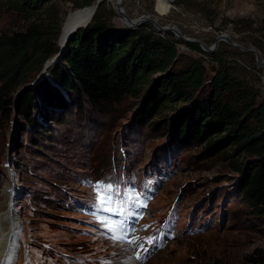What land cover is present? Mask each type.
Returning <instances> with one entry per match:
<instances>
[{"label": "rangeland", "instance_id": "374dc122", "mask_svg": "<svg viewBox=\"0 0 264 264\" xmlns=\"http://www.w3.org/2000/svg\"><path fill=\"white\" fill-rule=\"evenodd\" d=\"M80 1L74 6V0H54V9L40 16H58L63 23L70 11L96 0ZM116 4L104 0V15L116 27H128ZM123 7L132 18L150 14L208 45L228 32L235 41L260 49L264 58V0H124ZM27 22L24 13L0 7V32L24 28ZM141 25L176 36L151 21ZM182 40L180 51L204 55ZM214 51L264 98V66L254 52L226 40ZM214 64L208 61L210 75ZM139 97L128 96L106 110L86 102L64 117L55 108L40 136L15 110L9 117L0 115V214L6 207L3 190L11 186L21 222L12 264H258L254 254L264 248V224L242 202L236 174L207 143H178L171 132L155 129L154 122H136ZM97 181L132 196L144 194L135 206L137 244L113 242L97 220ZM167 219L174 235L162 239L158 232ZM149 238L159 247L148 245ZM137 253L146 258L136 259Z\"/></svg>", "mask_w": 264, "mask_h": 264}, {"label": "trees", "instance_id": "16d2710c", "mask_svg": "<svg viewBox=\"0 0 264 264\" xmlns=\"http://www.w3.org/2000/svg\"><path fill=\"white\" fill-rule=\"evenodd\" d=\"M53 1L0 0V7L22 12L28 20L24 28L0 32V115L4 117L14 112L20 89L58 50L61 19L40 16L54 9ZM81 4L74 0V6ZM182 41L144 25L118 28L101 5L48 68V75L22 90L17 112L40 136L43 122L54 118L55 108L64 117L86 102L106 110L128 96L141 95L136 122L151 126L154 122L155 129L171 132L178 143H207V149L217 151L236 174L242 202L264 224V98L259 89L229 70L219 51L208 53L199 43L187 41L204 53L193 56L179 50ZM208 61L215 63L211 75ZM255 252L254 259L264 264V248Z\"/></svg>", "mask_w": 264, "mask_h": 264}, {"label": "water", "instance_id": "95a60500", "mask_svg": "<svg viewBox=\"0 0 264 264\" xmlns=\"http://www.w3.org/2000/svg\"><path fill=\"white\" fill-rule=\"evenodd\" d=\"M103 1L104 0H96L95 2H93L89 5H84L83 7H77L67 14L65 20L62 23L61 31L59 33L58 40H57L58 50L50 58H48L45 61L44 65H43V69H42L41 73L38 75L36 80L42 78L44 73H46L48 71V68L61 55H63L66 52V50L69 47L70 39L73 37V35L80 28L85 27L86 25H88L91 22L96 11L98 10V8L100 7V5L102 4ZM123 1L124 0H118V2L116 4V11L122 17L125 18L126 25L130 28H137L138 25H140L142 22L151 21L154 23L155 27L158 30H161L163 32L174 31L177 37H180V38L184 39L185 41L197 42L202 46V48L204 50H206L208 52H212V51L216 50L219 46L220 41L226 40L233 46L240 47L246 51L254 52L256 55L257 64L259 66L264 65V58H262V53H261L260 49H258L256 47H248V46H245V45L235 41L234 39H232V37L230 36V34L228 32L219 33L216 37L215 42L212 45H208L205 41H203L199 38H191V37L185 36L176 25H162V24H160L158 21V18L153 17L150 14H142V15L135 17V18L130 17V15L128 13H126V11L123 8ZM88 6H91V10L87 15H84V16L78 17L74 20L73 19L71 20V18H73V17H71L72 15H74L80 9H83L85 7H88ZM20 96H21V94L18 96V99L16 100L15 113H17V111H18ZM8 152H10V150ZM8 165H9V162H8ZM12 189H13V187H12ZM13 195L14 194L12 191V197H13Z\"/></svg>", "mask_w": 264, "mask_h": 264}, {"label": "snow or ice", "instance_id": "6c2138e0", "mask_svg": "<svg viewBox=\"0 0 264 264\" xmlns=\"http://www.w3.org/2000/svg\"><path fill=\"white\" fill-rule=\"evenodd\" d=\"M93 187L97 193L96 206L101 212L112 213V216L96 217L102 226L107 229L109 238L115 242H120L121 244H137L136 239H129V229L125 227V222L122 220H115L113 219V216H123L128 214V205L134 202L139 204L138 198L140 194L133 197L130 193H125V199H120L119 191L117 190L114 192L111 183L97 181ZM142 206L147 207V204L144 203ZM146 242L150 246L159 247V245L155 243L154 238H149ZM138 246L143 247V244H139ZM147 251L148 250L145 249V252ZM145 258L146 257L141 256L139 253L136 255V259L138 260H143ZM10 259V256H6L5 258L0 259V264H7V261ZM104 264H106V262H104Z\"/></svg>", "mask_w": 264, "mask_h": 264}, {"label": "bare ground", "instance_id": "6f19581e", "mask_svg": "<svg viewBox=\"0 0 264 264\" xmlns=\"http://www.w3.org/2000/svg\"><path fill=\"white\" fill-rule=\"evenodd\" d=\"M118 2V0H112ZM124 8V7H123ZM91 10V6L85 7L77 11L74 15H72L71 20L76 19L78 17L87 15ZM125 10V9H124ZM123 22H125V18L122 17ZM264 66V65H261ZM11 173V172H10ZM7 187V186H6ZM4 197L6 198V207L0 214V259L5 258L6 256H10L11 259L7 261V264H12L15 254L17 252L18 247V230L20 228V218L18 213L13 207V203L11 202L12 197V189L11 186H8L5 190H3Z\"/></svg>", "mask_w": 264, "mask_h": 264}]
</instances>
